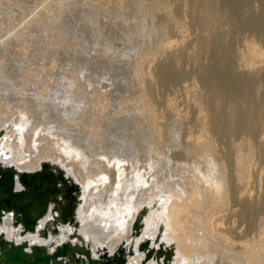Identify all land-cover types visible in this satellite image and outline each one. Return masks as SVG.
<instances>
[{
  "label": "bare ground",
  "instance_id": "bare-ground-1",
  "mask_svg": "<svg viewBox=\"0 0 264 264\" xmlns=\"http://www.w3.org/2000/svg\"><path fill=\"white\" fill-rule=\"evenodd\" d=\"M189 3L190 7L185 9L188 10L186 14L190 23L203 28L212 26L215 31L213 35L199 38L201 46L203 49L221 47L224 53L218 51L214 60H217L218 67L220 63L227 66L224 71L216 68L213 62L202 66L200 82L209 89L207 93L204 91L205 98L195 99V105L193 103L199 111L196 119L179 113L177 104L170 98L167 106L174 113L173 117L168 120L158 113L153 99V79L138 67L135 73L139 77L140 94L137 96V106L129 111V115L121 114L120 104V109L114 111L111 107L115 103L112 106L107 91H102L101 85V88H89L90 83H86V80L83 82V78L81 81L79 74V80L76 74L66 75V79L69 78V82L64 83L66 90L61 86L65 92L59 89L57 92V84L52 85L55 76L52 83L48 84L47 81V89L45 83L44 89L35 86V92L16 82L12 95L10 92L8 94L7 86L13 82L10 81L11 85L6 81L5 84L0 83L4 85V89L0 87V168L3 170L0 171V246L4 243L25 245L24 250L30 258L34 256V246H43L53 257L48 264H264V229L249 240L240 233L234 234L233 228L225 226L222 217L230 206L233 208L243 202V195L247 192L252 158L245 151L248 139L243 135L248 133L254 137L257 134L261 112H264V93L259 95L260 89L255 88L249 79L240 84L231 81L234 72L230 68L232 66L228 65L230 47L221 31V26L228 23L230 27L246 25L264 42V2L258 8L259 13L246 14L240 6L231 7L224 0H189ZM228 7L233 8L238 17L232 15ZM164 10L161 11L163 14ZM184 20L187 22L188 19ZM175 26L179 31L185 30V24L181 22ZM256 42L250 41L247 53L240 54L245 62L251 64H247L249 66L264 60L263 48ZM173 43L168 42V49H172ZM172 54L177 60L183 58L180 49L173 50ZM50 64L54 65L53 59ZM6 67L0 62L2 72ZM40 70L45 71L46 75L50 73L44 68ZM1 75L0 79L5 78ZM157 75L163 84L180 82L184 77V73L173 64H164ZM24 79L22 81L26 82ZM89 79L93 80L91 77ZM54 90L56 92L53 93ZM60 92L62 96L58 97ZM220 92L223 96L218 95ZM32 99H35L34 104L31 103ZM238 100L246 105L240 106ZM67 102L71 105L68 104L69 109ZM59 104H63L61 109ZM55 108L62 110V114L57 113V117H61L57 120L53 118V112L48 113ZM109 110L110 115L107 114ZM45 112L46 115H43ZM189 123H197L201 127L199 134L193 133ZM137 126L141 128L137 129ZM1 131L5 132V138ZM179 134L184 137L181 142L173 141L171 144L170 137L176 138ZM171 145H174L172 150ZM198 155L204 164L199 161L200 157L197 160ZM169 158L176 162L175 167L170 164L173 167L170 168L172 175L168 169ZM183 159L187 164H182ZM198 162L204 166L206 163V172L198 170ZM187 165L188 168H198V171L196 168V172L193 171L194 180L186 175ZM62 169L66 170L64 178L56 177L54 174ZM45 171L53 173L52 177H48ZM172 176H176V179ZM75 182L83 189L78 207V196L72 191ZM91 183L94 184L88 190ZM14 191L25 194L20 196ZM16 197L17 201L13 200ZM9 202H15L21 210L29 207L30 212L26 209L21 214ZM256 207L260 208V205L257 203ZM241 218L246 220L244 216ZM82 235L88 240L86 247L70 240L74 236L81 239ZM161 240L164 245L159 246ZM64 244H69L67 253L64 252L66 248H62ZM104 246L105 258L99 255ZM127 253L129 258L126 259L124 256Z\"/></svg>",
  "mask_w": 264,
  "mask_h": 264
},
{
  "label": "rangeland",
  "instance_id": "rangeland-1",
  "mask_svg": "<svg viewBox=\"0 0 264 264\" xmlns=\"http://www.w3.org/2000/svg\"><path fill=\"white\" fill-rule=\"evenodd\" d=\"M161 1L162 0H146V1L145 0H121V1L120 0H108V1L107 0L106 1L104 0H0V52H1L0 55L2 56V57L0 56V62L3 63L4 68L7 66L4 72L0 70L2 72V75L0 74L1 77L5 76L6 78V80L4 77L1 78L0 83L5 84V81H6V84H7V82L9 83L10 81H12L13 84L11 85V82H10L11 86L9 85L7 86L8 94L11 93L12 95V93H14V90L16 89V82L20 84L22 87L26 86V88L28 90L30 89L31 92H35L37 90L36 87L37 88L40 87L42 89L46 87L47 89L48 84L52 83L53 77L55 76L56 79H54L55 82H53L54 84L52 85L57 84L55 86V88L59 87L56 89L57 92H58V89L60 91L65 92L64 90H66L67 88V85L65 86V84L69 82V78L67 77L68 79H66V75L72 73L73 76L74 74H76L75 77H77V74H79L78 76L81 78V81L83 78V82H85L86 80V83H90L91 86L89 85V88H92L93 86H97L99 88L102 87L101 88L102 91H105V90L107 91L106 93L108 94L111 103H113L112 106H114V103H115V106L111 107L114 109V111L119 110L120 109L119 107L121 105L122 107L121 114L129 115L130 113L129 111L133 110L137 106L136 105L138 103L137 96L140 94L139 77L138 75H136L137 73L136 70L138 68H141V69L143 68L144 72L146 71V75L148 77L151 76L150 78L153 79V80L151 79L152 87L154 89L153 99H155L156 101L155 108L158 111V113H162L165 116V118L168 120L173 117L174 113L167 106V100L170 98L172 100L174 99L175 103L177 104V107L179 108L178 109L179 113L184 114L186 117H190V119L192 118L196 119L198 117L197 115L199 114V111L197 107L194 106L195 102L199 98L201 100L203 99V97L205 98V94L208 92V89H209L207 86L203 85L200 82L199 76L201 75L200 72H201L202 66L211 65L213 62L217 68L218 63L216 62L217 60H214V59H216V55L218 51L219 52L222 51L224 53V50L221 49V47L218 48L217 46L210 48V49H206V48L203 49L199 38L201 36L213 35L215 31L211 28L212 26L203 28L199 26L196 27V25L190 23L191 20H189L190 18L188 14H186L188 10L186 11L185 9V8L188 9L190 7L189 0H187V2L186 0H165V1L163 0L164 2L163 1L161 2ZM184 1L186 3H183ZM49 2L52 3L53 5L55 4V6H53ZM226 2H228L231 5V7L240 6L241 11L246 14L250 12L259 13L258 8L260 5H262L264 0H224V3ZM59 5L62 7V9ZM149 8H151V10L153 11L149 10ZM163 8L164 9L166 8V9L164 10ZM228 8H229L228 11L232 15L238 17V14L235 13L233 8H230V7ZM60 10L61 12H59ZM163 10H164L165 16L162 13ZM167 11L169 12L167 13ZM150 13L151 15L153 13L154 14L156 13V14L155 15L153 14L151 16ZM54 16L56 17L57 20L55 19ZM170 16H172V19L170 18ZM52 17H54V20ZM185 18L188 19L187 22L186 20H184ZM174 19L176 20L174 21ZM55 21L56 22L58 21V22L55 23ZM180 22L185 24V30H186V31L184 30L185 32L179 31L176 28L175 25ZM128 24L130 27L128 26ZM187 25H189L190 27H188ZM230 26L231 25L229 23L221 26V31H223L225 35L224 41L230 47L228 65L232 66V67L230 66L229 67L232 68L234 72L231 75V81H233L234 83L240 84L242 83V81L249 79L250 81H252L255 88L257 87L260 89L259 90V95H260L261 93H264V89H263L264 88V79H263L264 78V63H263L264 60L260 61V63L255 62V64L256 63L257 64L256 65L254 64L255 66L254 67L253 64L252 66H249L251 64L245 62L244 61L245 59L243 60L244 57L242 58L241 56L247 53L249 49L248 43L250 41L253 40L255 42L256 41L259 42L260 40L256 37L254 30L249 26H246V25H242L238 27H234V26L230 27ZM165 28L167 30L171 29L170 32L167 33L168 31ZM199 31H202V32L199 33ZM235 34L236 35L238 34V36H236ZM182 35H185V36H182ZM254 37L256 38L254 39ZM246 38L249 40H247ZM166 41L167 43H165ZM171 41L174 42L173 43L174 45L172 49L171 48L168 49L169 46L167 47V44L168 42H171ZM175 41L177 42L175 43ZM260 43H257V44L263 48L262 51L264 52V42L260 41ZM177 49H180L181 52L183 53V58L180 60H177V57L174 54H172L173 50L175 51ZM146 52H148V54ZM141 55H142V60L140 59ZM52 56L54 58H52ZM196 58L198 61L196 60ZM52 59H53L54 65L50 64V61ZM44 64L47 66L45 67ZM164 64L166 65L173 64L176 68H178L180 72L184 73L183 79L180 82H172V83L163 84L160 81L157 75V72L162 66H164ZM135 65H136V68H135ZM244 65L246 68L244 67ZM31 66H32V69H31ZM52 66H54V68ZM47 67H49L48 68L49 70H47ZM225 67L227 68L225 64L220 63L218 68L224 71L226 69ZM41 68H44L47 71V73L50 72L49 75H46L45 71L42 72V70H40ZM29 70L31 71L29 72ZM5 72H7V74ZM43 73L47 77L49 76L48 78L52 80L51 81L46 80L48 78L46 76L45 78L43 76L44 75ZM26 74H30V76L27 77L28 75ZM50 74L53 76L50 77L51 76ZM90 77L93 79L92 81L89 79ZM24 78L27 80L26 82L24 81L25 84L22 81V79ZM58 80L60 83H58ZM89 80L91 82H88ZM47 81H49L48 84H47ZM262 82H263L262 84L263 86L262 85L259 86V84ZM101 83L102 84L104 83V84L102 85ZM2 84H0L1 85L0 87L4 89V85ZM61 86H63V88ZM33 88H35L36 90L34 91ZM61 88L62 89L65 88V89L61 90ZM56 90H54L53 93L56 92ZM222 90L224 91L225 89L223 88ZM5 93L6 95H8L7 91ZM222 94L223 93L220 92L218 95L223 96ZM57 95L58 97H60L62 96V93L60 92ZM125 99L127 101H125ZM33 100L35 99L31 100L32 104H34ZM117 101L118 102L121 101V102L118 103ZM68 104L69 103L67 102L66 105ZM238 104L242 107L246 105L245 103L243 104L242 102H240V100H238ZM69 105L67 106L68 109L71 106ZM61 106L63 107V104L62 105L59 104L58 107L61 109ZM115 107H118V109L117 108L115 109ZM55 109L56 110L53 109L52 111H48V113L53 112V115L56 116V117L54 116L53 118H56L55 120H57L61 118L60 116H62L61 115L62 110L60 111L57 108ZM110 111L111 110L107 112L108 115H110ZM204 112L208 114L207 111H204ZM46 113L47 112H45V114L43 115H46ZM57 113H61L59 114L60 118L57 117L58 116ZM122 115H119V116L122 117ZM258 124H259L258 132L256 135H254V137L248 133H247L248 135L245 134L246 136L243 135V137L246 140L248 139L246 141L247 148H245V151L247 150L250 153L251 158H252L251 163H249V174L250 175L248 174L249 176L247 177V183H246L247 192L245 193L246 195L245 194H244L245 196L243 195V199H244L243 202H240L237 206L233 208H231L230 206L229 209L224 211L222 215L224 222H226L225 226L226 225L227 227L230 226L229 228H233V230L235 231L234 234L240 233L241 235L247 236L246 239H249V240H252L253 238H255L257 234L260 232V230L264 229V148H263L264 147L263 145L264 143V138H263L264 137V112L263 111L261 112V119H260V123ZM189 125H192V131L195 135L199 134L201 127L197 123L196 124L189 123ZM10 126L11 124L9 125V127ZM140 128L141 126H137V129H140ZM1 132H3L2 137L5 138V135H4L5 132L4 131H1ZM170 133L172 134V132ZM182 133L183 131L181 130V134ZM181 134L176 136V138H173L171 136L170 143L173 144V141H175L176 143H180L181 139L184 138ZM121 137L122 136H120V140H121ZM262 138H263V141H261ZM116 141H119V139H116ZM251 144L253 146H251ZM172 147H174V145L170 146V150H172L171 149ZM21 151H23V149ZM203 154L204 153H202L201 155ZM199 157L200 155L196 156L197 160L200 159L199 161L203 162V159ZM169 159L170 160H169L168 169L170 171V174L172 175L171 169L175 167L174 163L176 162L175 160L173 161L171 158ZM184 160L185 159L182 160L183 165L187 164V161L185 162ZM201 162L200 164L199 162L197 164L198 168L200 169L196 167L188 168L189 166L188 165L186 166V169H188V172H186V175L187 176L189 175L188 176L189 178L191 176L192 179L194 180L195 176L193 175L194 174L193 171L196 172L197 169L203 170L204 172H206L205 171L207 170V168L205 167L206 163L204 166L203 165L204 162L203 164ZM170 164H172L173 167ZM199 165H201L202 167L201 166L199 167ZM203 166H204V169H203ZM0 171H3V170H1L0 168ZM65 172L66 170L62 169L61 172H58L57 174H54V175L56 177L64 178ZM46 174L48 175V177H52L53 173L49 174L48 172H46ZM175 177L176 176H172V178H175ZM153 180L156 181V179H153ZM58 181L56 183L57 188L59 187ZM61 181H64V179ZM93 184L94 183H91L88 185L89 186L88 190L93 186ZM47 185L48 184L46 183V186ZM72 191L74 192L75 195L78 196V200L76 202L77 207H78L79 197L82 195L83 189L79 186L78 183L75 182L72 188ZM260 201L262 203H260ZM257 203L260 205V208L256 207ZM241 216H244L246 220H243ZM76 218H77V209H76ZM82 237L81 239H79L77 236L76 237L74 236L71 238L69 237V238L70 240H72V242H75L81 246H85V247L88 246L89 245L88 240L83 235ZM154 245L155 247L158 246L157 243H155ZM162 245H164L163 240L159 242V246H162ZM102 248L103 249H101V253L99 255L104 256L106 252V247L104 246ZM128 254L129 253L125 254L124 256L126 259L129 258ZM95 256L97 257V254Z\"/></svg>",
  "mask_w": 264,
  "mask_h": 264
},
{
  "label": "water",
  "instance_id": "water-1",
  "mask_svg": "<svg viewBox=\"0 0 264 264\" xmlns=\"http://www.w3.org/2000/svg\"><path fill=\"white\" fill-rule=\"evenodd\" d=\"M37 191L39 192V189H37ZM14 193L20 196L25 194V192H21V191L20 192L14 191ZM13 200L17 201V197L14 198ZM5 203L7 204V202ZM10 203L12 202H9L8 204ZM12 204H14L13 207L18 209V211L21 214L25 213L26 209H28L30 212L29 207H23L21 210L20 206H18L15 202ZM43 205L45 206L46 204L44 203ZM29 216L27 218L31 219V217ZM24 246L17 245L15 243H11V244L4 243L3 245H1L0 246V264H48L53 259V257L47 252V249L40 245L33 247L32 254L34 256L30 258L29 254L24 250ZM62 248H66V250L64 251L66 253L70 250L69 244H64Z\"/></svg>",
  "mask_w": 264,
  "mask_h": 264
}]
</instances>
